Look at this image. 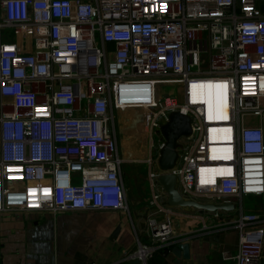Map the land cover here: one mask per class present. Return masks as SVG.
Returning <instances> with one entry per match:
<instances>
[{
    "label": "built area",
    "instance_id": "2783aa9c",
    "mask_svg": "<svg viewBox=\"0 0 264 264\" xmlns=\"http://www.w3.org/2000/svg\"><path fill=\"white\" fill-rule=\"evenodd\" d=\"M0 2V29L33 33L32 51L0 39V93L12 98L0 114V210L126 208L112 107L142 109L152 184L162 171L161 126L178 110L190 132L168 169L176 187L198 201L233 202L239 240L224 256L259 264L264 211H245L242 198L264 194V0ZM206 83L209 104L200 97ZM13 176L21 188L4 184ZM147 223L150 241L138 239L129 254L138 264L174 233L168 218Z\"/></svg>",
    "mask_w": 264,
    "mask_h": 264
},
{
    "label": "crops",
    "instance_id": "0c3cea01",
    "mask_svg": "<svg viewBox=\"0 0 264 264\" xmlns=\"http://www.w3.org/2000/svg\"><path fill=\"white\" fill-rule=\"evenodd\" d=\"M32 38L29 27L0 29V39L17 41L25 51L33 50ZM11 109V96L0 93V114ZM137 139L136 135L130 137L124 153L126 163L122 171L128 177L126 182L123 176L126 208H75L58 212L0 210V264H82L91 260L98 264H138L129 254L138 239L142 243L150 241L147 223L150 215L168 218L174 233L168 241L158 243L147 257V264H233L224 255L233 254L237 249L240 231L234 219L238 208L207 210L171 205L158 180L152 184L149 177V189L143 195L138 183L141 178L136 171L143 152L137 153ZM149 167L156 164H148ZM4 184L21 188L23 181L13 176L6 178ZM153 192L159 196L155 204H150ZM256 197L260 202L258 209L264 211V194ZM253 225L248 224L246 228ZM179 242L188 244L187 255L182 250L179 254L173 251ZM259 264H264V244Z\"/></svg>",
    "mask_w": 264,
    "mask_h": 264
},
{
    "label": "water",
    "instance_id": "95a60500",
    "mask_svg": "<svg viewBox=\"0 0 264 264\" xmlns=\"http://www.w3.org/2000/svg\"><path fill=\"white\" fill-rule=\"evenodd\" d=\"M161 132L165 138V144L160 150L157 158L159 168L162 170L157 176V180L167 194V203L171 205H191L195 208L217 210V209H232L233 202H210L198 201L194 198L184 197L176 187L175 175L168 171L175 163L177 155V140L181 135L190 132V118L178 110L171 112L168 122L161 126ZM182 250L183 255L188 253V244L186 242H179L174 246L173 251L179 254Z\"/></svg>",
    "mask_w": 264,
    "mask_h": 264
},
{
    "label": "rangeland",
    "instance_id": "374dc122",
    "mask_svg": "<svg viewBox=\"0 0 264 264\" xmlns=\"http://www.w3.org/2000/svg\"><path fill=\"white\" fill-rule=\"evenodd\" d=\"M164 91L168 92H175V88H172L170 85H166ZM212 96V99H211ZM200 97H203L204 101L209 104L213 101V93L210 90V85H208V88H204L203 96L202 94ZM215 98V97H214ZM113 112L115 114V128H116V134L117 139L119 142V147L122 153L124 154L126 152L125 147L127 146L126 142L129 143L130 137L132 135H136L137 144L139 148L137 149V153L143 152V156H146L150 147H149V136L147 133H144L141 128V117H142V109L139 107H127L121 109L120 107H112ZM252 122H257L258 117L254 116L251 118ZM132 124V125H131ZM135 138L133 137L132 140ZM139 151V152H138ZM133 154H136V152H133ZM142 154V153H141ZM125 163L126 160L122 163V168L125 169ZM137 172L140 175L141 182L138 180L140 191L142 194L146 195V191L149 189L148 183V163L142 160L137 161ZM124 179H126V182L128 181L127 174L125 173ZM257 195L254 194H245L242 198V205L245 211L247 210H257L260 202L257 200ZM237 217V215H236ZM235 217V218H236Z\"/></svg>",
    "mask_w": 264,
    "mask_h": 264
},
{
    "label": "bare ground",
    "instance_id": "6f19581e",
    "mask_svg": "<svg viewBox=\"0 0 264 264\" xmlns=\"http://www.w3.org/2000/svg\"><path fill=\"white\" fill-rule=\"evenodd\" d=\"M205 85H206V88H208V85H210V87H211V84H210V83H206ZM211 92H212V91H211ZM212 93H213V92H212ZM201 94H202V93H201ZM201 94H200V95H201Z\"/></svg>",
    "mask_w": 264,
    "mask_h": 264
}]
</instances>
